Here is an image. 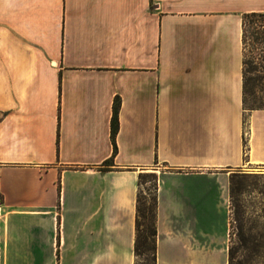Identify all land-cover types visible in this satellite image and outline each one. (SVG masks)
Returning <instances> with one entry per match:
<instances>
[{
    "label": "crops",
    "instance_id": "obj_1",
    "mask_svg": "<svg viewBox=\"0 0 264 264\" xmlns=\"http://www.w3.org/2000/svg\"><path fill=\"white\" fill-rule=\"evenodd\" d=\"M251 13L264 0H0V264H134L151 168L155 264H228L229 172L264 167Z\"/></svg>",
    "mask_w": 264,
    "mask_h": 264
},
{
    "label": "rangeland",
    "instance_id": "obj_2",
    "mask_svg": "<svg viewBox=\"0 0 264 264\" xmlns=\"http://www.w3.org/2000/svg\"><path fill=\"white\" fill-rule=\"evenodd\" d=\"M247 25L243 43V72L245 75V109L264 107V27ZM255 38H258L257 40ZM157 168L147 170L155 174ZM244 176L235 179L234 194L229 205V252L233 264H264V167L248 165L229 172ZM233 204L238 215L234 216ZM241 226L244 241L239 242L238 227Z\"/></svg>",
    "mask_w": 264,
    "mask_h": 264
},
{
    "label": "trees",
    "instance_id": "obj_3",
    "mask_svg": "<svg viewBox=\"0 0 264 264\" xmlns=\"http://www.w3.org/2000/svg\"><path fill=\"white\" fill-rule=\"evenodd\" d=\"M258 24L256 27H264V13H251L243 16L242 18V44L244 43L246 26ZM256 40L258 38H255ZM244 66V62H243ZM245 75L243 72V109H245ZM264 108V107H259ZM249 108L247 110L259 109ZM118 110L119 101L116 99L112 109L111 119V141L113 152L110 161L103 164L101 171H108L106 167L113 166V159L116 154L115 137L118 131ZM245 124V121H243ZM244 147L246 145L245 138ZM245 179L242 175H231L229 179V193L230 201L233 199L234 194H238L241 189H235V179ZM138 191L136 196V217H135V240H134V264H155V249H156V191H157V176L155 174H139L138 176ZM234 216L238 215L237 204H233ZM239 242L244 241V234L242 233L241 226L238 227ZM231 252L228 249V264H233Z\"/></svg>",
    "mask_w": 264,
    "mask_h": 264
}]
</instances>
